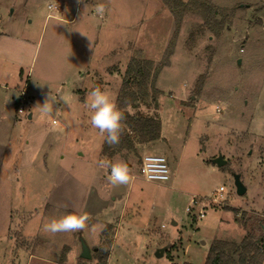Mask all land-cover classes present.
<instances>
[{
	"label": "rangeland",
	"instance_id": "obj_1",
	"mask_svg": "<svg viewBox=\"0 0 264 264\" xmlns=\"http://www.w3.org/2000/svg\"><path fill=\"white\" fill-rule=\"evenodd\" d=\"M180 1L187 8H170L162 0H0V57L22 56L25 75L29 71L32 77L50 80L43 86L38 106L21 103L23 114L16 112L14 93L7 91L3 98L0 88L4 106L0 140L8 145L11 162L17 157L20 165L26 164L28 156L34 164L31 171L39 166V176L31 179H39L47 194L57 187L75 191L77 210L90 186L107 189L112 184L99 166L100 133L90 124L88 88L105 90L115 100L132 58L151 60L154 66L168 61L154 86L150 81L142 88L132 86L147 96L130 114L158 118L161 137L144 146L142 153L129 154L120 162L128 163L136 177L126 216L136 200L140 206L133 218L125 217L113 240L116 264H204L213 240L238 243L248 231L264 237V0ZM196 2L214 7L212 22H206ZM97 6L104 8L103 15L95 12ZM48 13L66 21L48 18L44 22ZM71 19H76L72 25L67 22ZM84 66L81 72L86 79L81 88L87 90L81 96L83 92H74L72 84L75 70ZM11 69L3 66L7 73ZM23 84L15 88L21 90ZM26 89V99L31 101V88ZM48 95L56 103L52 106L50 101L49 114L42 117L40 105ZM30 113L32 119H28ZM143 153L166 158L169 180L159 183L167 187L142 179ZM218 155L226 161L223 167L211 163ZM234 174L240 175L246 187L241 196L236 193ZM22 178L18 174L8 180L13 185L19 180L17 187ZM6 187L5 183L0 189V205L6 203ZM219 187L224 188L225 200L212 205L210 194ZM13 193L27 200L24 208L16 207L22 204L19 200L12 203L18 211L13 215V230L22 220L30 222V230L41 223V232L50 240L43 241L40 257L45 262L35 255L28 258L34 242L11 263L52 264L57 233L46 232L45 225L62 213L56 208L35 211L28 205L35 199L28 198V193ZM151 194L158 197L156 202L148 200ZM192 197L207 200L201 219L197 217L199 205L190 213L185 210ZM100 227L95 221L90 228L93 239ZM87 228L85 222L82 230L73 232L79 246L85 238L91 247V259L78 258V264L97 263ZM113 233L112 227L101 233L97 248L107 239L112 241ZM165 246L164 254L156 257L157 249ZM2 251L0 264H7Z\"/></svg>",
	"mask_w": 264,
	"mask_h": 264
},
{
	"label": "crops",
	"instance_id": "obj_2",
	"mask_svg": "<svg viewBox=\"0 0 264 264\" xmlns=\"http://www.w3.org/2000/svg\"><path fill=\"white\" fill-rule=\"evenodd\" d=\"M48 9L52 10L57 8L55 6L48 5ZM48 18L60 22L66 21V19L62 20L63 18L58 14L53 15L51 13H48L44 19V22ZM67 22L70 25H72L76 22V19L75 20L71 19L70 21ZM23 44H27V43L23 42ZM36 50H37V46L33 51V57L31 59V62L34 58V55L36 54ZM24 60L25 59L22 56H18L14 60H7L0 57V88H2L4 91V94L2 93L3 98H7V91L13 92L14 96H12V98L15 100V103H17V98H18L17 94H19L22 90H24V92L26 93L27 86L30 87L32 92L31 105L33 107H36L40 103L39 99L42 98V94H43L42 89L44 84L49 82L50 80H47L43 77H32L29 71L25 75L24 68L26 66H24ZM4 65H10L12 69L9 70V72L7 73L3 70ZM85 67L87 66L77 68L75 70L76 71L75 78L72 84L74 92L77 93H80L79 91L83 92L81 96L85 95V91L87 90L85 89L84 91H82L81 88V85L86 79V75L81 72L83 71V69H85ZM28 68L29 70H31V64L29 65ZM19 83H24L23 88L21 90L15 88L19 86ZM55 83L57 84V81H55ZM9 84L15 86L11 88L9 87ZM91 89L92 88L89 87L88 91H91ZM0 113H3L4 116L3 105L0 106ZM29 115L30 118L28 117V119H32L33 113H30ZM1 118L2 120L4 119V117L0 116V119ZM104 135L100 134V142H99V158H101V162L99 166L103 169H105L106 167L102 161V157L100 156V149L104 139ZM146 145L148 146L149 143L140 145L139 147L137 146V153L138 154L139 152L142 153L144 151V148L147 147ZM8 150H9L8 145L0 140V189H2L5 183L8 184V187H6L8 191L6 203H4V205H0V250H3L1 253L4 255L3 256L4 258L8 257L7 264L8 263L12 264L11 262L13 261L14 256L20 258V256L26 253V250L29 249L28 247H30V244L32 245V243L34 242L35 243L34 245H32L33 248L30 249L31 253L28 255V258H31L33 255H35L41 261L45 262L44 259L40 257L44 253L43 247L45 245L43 241L50 240L45 234L41 232V223H37V226L33 230H30V226L28 225L30 224V222L27 221L23 222L22 220L20 223L17 224L16 230L15 231L13 230L14 228V226L12 227V225L14 224L13 215L18 211L15 210V208H13L12 203L15 200L16 201L19 200L22 202V204L21 205L18 204V206L16 207L24 208V202L27 201L24 199L25 197L24 195L18 196V194L16 195L13 193L14 191H18V190L21 192L24 191L28 193L27 195L28 198L35 199L34 202L28 201L29 202L28 205H30L31 208L33 207L35 211H37V209L39 208H41L42 210L44 209V211L47 208L48 209L56 208L62 214L75 211L76 213H80L86 216L87 219L85 220V222L88 226L87 236L90 243L92 244V247L93 246L96 247L93 249V251H96L97 245H99V243L102 240L101 233H103L102 232L103 228H105L106 225H110L114 230V233L112 236V244L109 250L106 264H109V262L111 261L113 262L115 261L116 264L118 260L112 259L113 256L115 255L112 246L114 244L113 240L116 236V233L117 231H119L118 229L122 225V222L125 219V217L127 219H129L128 216L130 218H133L134 216L133 214L136 213L134 211L135 210L137 212L139 211L140 205L139 202L136 200L132 206L133 210L132 211L130 210V214L126 216V210L129 204L128 200L131 192L134 190L133 187L135 185L136 177L129 172V182L127 184H123V185L111 184L110 188L107 189H101V187L90 186L83 197L82 203L80 204L82 206L81 210L79 209L77 210V208H75L76 205L75 199L77 197V195L74 193L75 191H73L72 189L69 190L63 187H57L54 190H49L47 194L48 191L47 187L38 184L39 179L38 180L36 178L31 179V176L33 175L39 176V173L41 172L39 166L36 168L35 171H31V169L34 170V164L29 162L28 156L26 157V159H28V162L26 164L20 165L18 162L19 159H17V157H13L11 162L9 157L7 158ZM127 158L128 157L122 158L120 156H114L108 159L110 163L109 165H112L115 162L120 163ZM15 160L16 162L14 164L13 162ZM30 160L32 161V158ZM31 165L32 168L29 169ZM126 165L129 166L128 163H126ZM18 174L21 175L23 178L20 181L21 185L16 187V185H18L17 182H19V180L13 185L12 181H9L8 178L10 176L18 175ZM5 176L7 177L6 179H4ZM103 177H105V175H103ZM154 183L156 184V186L167 187V185L163 183H159V182H154ZM149 196L150 198L149 197L147 198L148 200L149 199L151 200V203L154 201L156 202L158 199V197L154 198L153 194ZM95 215H98L99 219L95 218L94 217ZM90 220H93V222H90ZM95 221H99L101 224L97 239H93L91 237V234L89 233L90 228L92 227ZM56 236L57 239H56L55 251L53 250L52 264H78L77 260L78 258H80L78 254L79 252H81V246L77 244V240L76 237L73 236V232H58ZM2 238L4 240H2ZM84 242L88 245L87 239L84 238ZM35 246L37 247L36 254H33ZM88 247L89 249L91 248L89 245Z\"/></svg>",
	"mask_w": 264,
	"mask_h": 264
},
{
	"label": "trees",
	"instance_id": "obj_3",
	"mask_svg": "<svg viewBox=\"0 0 264 264\" xmlns=\"http://www.w3.org/2000/svg\"><path fill=\"white\" fill-rule=\"evenodd\" d=\"M162 1L170 8L176 9L187 8L188 5L180 0ZM195 4L203 12L202 15L206 22H212V18H215L214 7L202 2ZM209 20L211 21L209 22ZM167 63L166 60L154 66L153 62L147 59L132 58L129 61L115 99L117 108L123 115L120 142L116 145H109L105 142V133L100 149L101 157L109 159L114 156L126 158L129 154L138 155L137 146L151 143L161 137V122L158 118L134 116L129 111L138 108L139 100H143L147 96L145 91L138 94L132 89V86L142 88L148 81L154 86L158 72ZM110 227V225H106L103 232L106 233ZM102 244L103 247H98L94 255L96 264H106L112 241L107 239ZM183 264L191 263L184 262ZM204 264H264V237L256 236L248 231L238 243L213 240Z\"/></svg>",
	"mask_w": 264,
	"mask_h": 264
},
{
	"label": "clouds",
	"instance_id": "obj_4",
	"mask_svg": "<svg viewBox=\"0 0 264 264\" xmlns=\"http://www.w3.org/2000/svg\"><path fill=\"white\" fill-rule=\"evenodd\" d=\"M77 3H84V0H77ZM87 5H85V8ZM95 12L103 15L104 8L97 6ZM52 106L56 103V99L48 95L45 102L40 105L42 117L49 114V102ZM67 105V101H64ZM70 107V105H68ZM87 107L90 113V124L98 130L101 135L105 136V142L109 145H116L120 142L122 113L117 108L114 98L105 90L94 88L88 94ZM73 120L76 116L73 115ZM109 180L113 185H123L129 182V169L123 163H114L110 165ZM86 216L80 213L68 212L59 215L45 225V231L55 234L58 232H74L82 230L85 227Z\"/></svg>",
	"mask_w": 264,
	"mask_h": 264
},
{
	"label": "built area",
	"instance_id": "obj_5",
	"mask_svg": "<svg viewBox=\"0 0 264 264\" xmlns=\"http://www.w3.org/2000/svg\"><path fill=\"white\" fill-rule=\"evenodd\" d=\"M50 7V6H49ZM240 51H242L240 49ZM21 103H24L26 105H30L31 101L26 99V95L24 90L20 92V96L17 98V107L16 112L18 114L24 113V108L21 105ZM52 123H55V120L52 121ZM106 169V174L109 177L110 173V166H109V160L105 159L103 161ZM139 174L145 181L148 182H165L169 180V168L167 164V160L163 155H156V154H144L141 157V162L139 165ZM225 200L224 196V188L219 187L218 189L211 192L209 197V202L212 205H220V203ZM207 200L205 198L197 199V197H192L190 200V205L185 208L186 212H191L192 208L199 205L200 209L197 212L198 218L204 217V204Z\"/></svg>",
	"mask_w": 264,
	"mask_h": 264
},
{
	"label": "water",
	"instance_id": "obj_6",
	"mask_svg": "<svg viewBox=\"0 0 264 264\" xmlns=\"http://www.w3.org/2000/svg\"><path fill=\"white\" fill-rule=\"evenodd\" d=\"M28 117L30 118V115H28ZM211 163L215 164L217 167H223L226 164V161L223 159L221 155H218L217 157L211 160ZM233 179H234V185L236 187L237 195L239 196L243 195L246 192V187L241 182L240 175L234 174ZM80 245H81V252L79 257L84 260H90L91 259L90 249L87 246V244L84 242V240L82 239L80 240ZM167 248L168 246L157 249L155 256L161 257L164 254V252L167 250Z\"/></svg>",
	"mask_w": 264,
	"mask_h": 264
}]
</instances>
